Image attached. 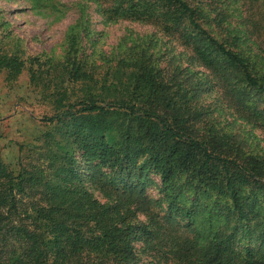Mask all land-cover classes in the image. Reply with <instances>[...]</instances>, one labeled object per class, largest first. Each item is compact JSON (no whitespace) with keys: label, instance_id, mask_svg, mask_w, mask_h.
I'll use <instances>...</instances> for the list:
<instances>
[{"label":"trees","instance_id":"1","mask_svg":"<svg viewBox=\"0 0 264 264\" xmlns=\"http://www.w3.org/2000/svg\"><path fill=\"white\" fill-rule=\"evenodd\" d=\"M113 1L109 18L175 38L264 129V69L226 13L204 0ZM68 39L60 68L32 75L52 104L48 128L20 146L17 171L0 161V264H264V153L209 117L201 71L150 34L93 63ZM0 66L21 69L14 56Z\"/></svg>","mask_w":264,"mask_h":264},{"label":"rangeland","instance_id":"2","mask_svg":"<svg viewBox=\"0 0 264 264\" xmlns=\"http://www.w3.org/2000/svg\"><path fill=\"white\" fill-rule=\"evenodd\" d=\"M204 1L210 11L216 8L226 13L229 25L239 29L240 45L264 69V0ZM113 5V0H0V55L14 56L21 63L18 73L0 66L1 162L17 171L19 155H24L20 146L26 150L48 128L45 118L51 115L52 104L32 75L49 79L53 68H60L67 59L70 35L76 36V45L79 38V54L83 53L88 63L103 60L101 51L116 53L139 44L131 39L137 35L154 36L157 51L174 53L177 63L201 71L210 88L202 104L216 125L239 133L250 147L264 153V129L230 107L209 72L187 49L149 23L117 15L109 18L104 10ZM150 193L155 199L162 198L156 187ZM159 207L164 210L166 203L162 201ZM139 255L145 263L146 253Z\"/></svg>","mask_w":264,"mask_h":264}]
</instances>
